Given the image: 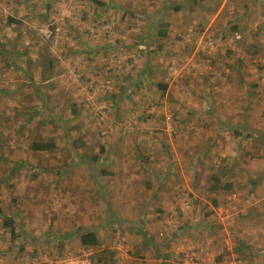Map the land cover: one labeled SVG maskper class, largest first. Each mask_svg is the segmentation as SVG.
Here are the masks:
<instances>
[{
  "label": "rangeland",
  "instance_id": "rangeland-1",
  "mask_svg": "<svg viewBox=\"0 0 264 264\" xmlns=\"http://www.w3.org/2000/svg\"><path fill=\"white\" fill-rule=\"evenodd\" d=\"M192 1L0 0V220L12 218L17 236L10 240L0 225V264H95L94 255L105 248L112 253L105 264H146L134 243L139 238L122 230L131 223L122 227L108 198H102L106 220H101L104 206L94 184L104 182L97 192L108 197V180L145 184L158 177L173 189L182 187L168 212L162 204L147 206L155 217L165 216L168 231L188 224L184 236L173 240L182 264L187 247L207 252L215 233L227 247L230 213L237 219L245 204H231L233 192L220 188L213 209L206 180L228 165L243 166L246 158L252 166L262 160L264 170V0H201V7ZM7 17L21 25L7 27ZM161 20L169 24L164 44L149 34ZM233 26L239 29L231 31ZM50 27L55 31L46 47L48 34L37 33ZM38 48L53 59L47 88L39 79L40 64L23 69ZM161 80L167 86L160 99L155 84ZM72 104L79 112L75 117L61 109ZM47 138L56 140L53 155L29 149L31 141ZM100 145L106 154L99 153ZM91 150L98 154L95 162ZM139 154L147 157L143 166ZM111 169L115 173L108 179L99 173ZM226 184L227 177L220 176L219 186ZM243 192L247 189H234L238 203ZM259 197L264 200V185L248 199ZM158 209L164 214H156ZM203 212H213L209 222L216 231L209 236L201 230L207 221ZM160 222L146 224L157 244L167 231ZM237 223L242 236L255 228L245 220ZM106 224L116 225L119 237L104 233ZM87 228L103 242L100 248L77 246L76 232ZM229 259L224 254L220 264Z\"/></svg>",
  "mask_w": 264,
  "mask_h": 264
},
{
  "label": "crops",
  "instance_id": "crops-1",
  "mask_svg": "<svg viewBox=\"0 0 264 264\" xmlns=\"http://www.w3.org/2000/svg\"><path fill=\"white\" fill-rule=\"evenodd\" d=\"M94 49L96 48H93V50ZM97 49L94 52H97ZM85 53H88V52H85ZM85 61H87L88 63L92 62V60L89 57H85ZM104 149L107 152V149L106 148ZM260 161L257 160L255 162L256 166L254 165L252 166L251 161H249V159L246 158L244 161L245 164H243V166L241 167H238L237 164H234V167L231 166L232 164L226 166L225 168L227 170L226 171V177H227L226 190H228L229 192H233V194L230 193L232 194L231 204H245V208H242V210L238 211L239 213L238 217L240 221L237 220L238 217L237 219H235L237 215L235 214V211L230 213L232 214L231 219L233 220V224H232V228H229L228 230L229 235L225 234L226 239H227L225 243L227 247H224V245L220 241L221 239L218 240V238L215 237L216 233L213 234V232L216 231L215 229L210 232V234L214 235L213 241L209 242L210 243L209 247L206 248V251L209 248L207 252L209 251L210 252L209 253L205 252V249L203 248L199 256L201 262L200 263L198 262V264H220V262L216 263L215 260L213 263L210 261H212V259L215 257L217 258L221 254V252H219L221 249L223 252H225L221 254L222 258H224V254H225L226 256H228V258H230L229 260H237L238 258L242 257L241 258L242 261L246 262L247 264H255V263L257 264V261H259L261 264H264V200L260 197L258 198V200H255L252 198L248 199V197L251 196L255 190L259 189L260 186L263 187L264 185V182H263L264 170L262 171L261 169H259ZM107 172L109 173V175L104 176V178L108 179L111 176H113V174L115 173V170L111 169ZM117 172L119 173L121 171L117 170ZM134 174L135 175L133 176V178L137 177L138 174L140 175L141 168H139L137 172H134ZM141 179L142 177H139L138 180H141ZM154 180L156 181L146 182L145 184H143V181H139V182L136 181V183L132 184L131 179L128 182H126L125 180H122L123 182H116L114 180H108L109 181L108 183L110 184V186L107 187L108 197L106 196V194L104 196L103 193L97 192V188L100 187V184H102L103 186L104 182H99V184L95 182L94 186H96L95 187L96 194L94 195L97 196L96 199H98L100 204L104 206V208H100L99 215L101 216V220L103 221L106 220L105 218L106 203L104 204V201L102 200V198H108L109 204L107 205H109L110 207H114V212L111 209L112 211L111 213L117 214V219L123 221L124 226L122 227H126L127 222L131 223V225H129L128 228L122 229V230L124 232L126 231L127 234H129L130 232L129 234L130 236H134L135 239L139 238V240L142 241V242L135 241L134 243L140 248L141 252H143L142 254L139 255V257H141V259L143 258V260L146 261V264H165V263L182 264L181 260L177 259L178 252L175 249V247L177 246L176 245L177 243L174 244L173 240L176 241L180 239V237H183L184 231L188 230L189 228H187L186 225L183 224L181 227H176V228H173V230L168 231L169 225L165 224V216L164 218L161 216L155 217V210L153 211V210L147 209L148 205L162 204L168 207V209L165 208V210L168 212L171 209V205L176 204V201H177L176 196L178 195L176 192L182 191L181 189L182 187L178 185L176 186V188L173 189V186L169 185L170 184L169 182H164L166 183L164 184L161 181L162 179L158 177L155 178ZM121 184H127V185L121 186ZM245 188L247 189V192L242 193L243 196L245 197L244 201L243 203L241 202L238 203L237 202L238 198H234L235 197L234 189L243 190ZM111 190H113V192H111ZM87 193L89 194V196L91 195V192L90 191L88 192V189L85 190V195ZM142 198H143V202L140 203V199ZM155 201H157V203H155ZM158 201H160V203ZM145 203L146 205L144 208L139 207L137 205V204L141 205ZM131 204H134L135 206L137 205L138 210H136L135 208L128 210ZM255 205H257V207ZM143 213H146L147 216L145 215L144 219H140L139 216ZM162 213H163L162 209L156 210V214L161 215ZM115 218L116 217H114V220ZM158 219L161 220V222L159 223L160 228L162 230L165 229L168 231V233L166 231L165 238L162 239L160 244H157V242L155 241L156 236L153 232V229H150L151 231L148 232L146 228V224H150L148 223V221L151 220V221L157 222ZM244 220L251 227L255 226L254 230H252V228H248V230L246 231L247 236L236 234L239 231V226H238L239 224L237 222L241 223V222H244ZM194 227H198V226H194ZM102 228L104 230V233L112 232L113 235H116L117 237H119L118 232L120 233V231H118L116 225H109V226L103 225ZM218 228L225 229L222 226H218ZM204 234L206 235L207 233L204 232ZM102 243L103 242L100 243L101 246H102ZM167 243L169 244L171 243L170 247L166 246ZM103 250H108V249L105 248ZM168 253H172L173 255H170V259L165 260L164 254H168ZM148 256H151L153 259L149 258ZM146 258L148 261L146 260ZM174 258L176 260H174Z\"/></svg>",
  "mask_w": 264,
  "mask_h": 264
},
{
  "label": "trees",
  "instance_id": "trees-1",
  "mask_svg": "<svg viewBox=\"0 0 264 264\" xmlns=\"http://www.w3.org/2000/svg\"><path fill=\"white\" fill-rule=\"evenodd\" d=\"M193 4H196L197 6L201 7L200 4H201V0H193L192 1ZM96 4L98 5H103V4H100V2H96ZM242 7H246L245 5H243ZM46 8H48V6L46 5ZM175 10H177V8H175ZM20 20L18 19H14L12 17H7L5 20H4V24L7 26V27H11V26H20ZM155 23V22H154ZM237 30L239 28H237V26H233L231 28V31H234V30ZM48 31V30H47ZM54 28L53 27H50L49 28V31H48V35L47 36H44V37H47L45 38L46 43L44 44L46 47H47V43H49L52 39H53V36H54ZM151 33L150 34V37L153 39H156V41L159 43V44H164L166 41H167V37L169 35V24L165 21H160V22H157L155 24V26H153V28L150 30ZM38 36L42 37L40 33H37ZM153 36V37H152ZM256 36V35H255ZM160 47V46H158ZM245 51H247V48L245 47L244 48ZM45 51L46 53V49L44 48H38V50H34V51H31V54L33 59L32 60H28L27 61V64L26 65H23V69H26V70H29V68L31 67V65L34 63L36 67H38V65L40 64V66L42 67L41 68V71L39 73V79L40 81H43L47 84L46 86H44L45 88L48 87V85H50L51 83H48L51 75H50V70L53 69V59L50 58V57H47L45 55V53L43 52ZM227 55L229 56V53H227ZM245 55V53H244ZM243 56H240L237 58V69L238 67H240L242 64H243V60L242 58L244 57ZM256 55V52L254 49H252V52H251V59L254 58V56ZM226 56V57H228ZM25 71V70H24ZM236 70H233V72H235ZM31 73V72H30ZM29 73V74H30ZM47 73V74H46ZM49 73V74H48ZM203 83L205 84V86L207 88H209L211 85L208 84L206 81L203 80ZM156 88L157 90L160 92V99L163 97L164 93H165V90H166V84L161 80L159 82H157L156 84ZM122 89L121 90H125V86L121 87ZM113 96H110V98L112 99ZM61 109L62 110H66L71 111V114H72V117L74 116H77L78 115V110L76 109V106L75 104H72L71 106H61ZM115 115V118L117 119V117L119 116L117 113L114 114ZM48 118H43V120H47ZM27 123V121H25L22 125H20L18 127V131L20 133H22L23 129L25 128V124ZM65 126V125H64ZM243 130V129H242ZM246 130V129H245ZM247 131V130H246ZM253 136V134L251 132H248V135H246V138H251ZM56 140L54 138H47V139H37V140H33L31 141L29 144H28V147L29 149L32 151V152H39L40 154H48V155H53L55 150H56ZM136 149H138L137 147H135ZM93 149V148H91ZM95 150V149H94ZM98 151L99 153H102V154H106V150L104 149V146L100 145L99 148H98ZM141 157H140V160H139V164L140 165H144L142 163L146 162V159L147 157L144 156L143 154H139ZM90 161H97L98 159V154L94 153L93 150L90 151ZM201 157L203 159L206 160L207 158V154L206 155H201ZM226 169L225 168H222L220 170V172L218 173H214V174H211L210 176H208V179L206 180V184H207V194H210V197H209V202L211 203V207L213 209L217 208L218 207V198H216V195L217 193L219 192L220 188L223 190V189H226L227 187V184L226 185H222L221 187L219 186L220 185V176H225L226 177ZM100 175L102 176H107L109 175V173L107 172V170H100L99 171ZM12 174V172H11ZM10 174V175H11ZM212 213L213 212H203V218L205 219L204 221H206V225L205 227H203L201 230L203 232H206L207 236H209L210 232L214 230V224L212 222H209L210 220V217L212 216ZM3 219L0 220V225L1 227L4 229V230H7L9 232V236H10V240L12 239H15L17 236H15V229H14V222H13V219L10 218V217H5L3 216L2 217ZM107 225V224H106ZM185 225V224H184ZM109 226V225H107ZM186 227L188 228V224H186ZM130 234V232H129ZM75 241L77 242V246L79 248H81L82 250H88V249H94V248H100V243L98 241V238H97V235L96 233L94 232L93 228H87L85 229V231H77L76 234H75ZM197 239V238H195ZM171 244V243H170ZM170 244L167 243L166 246L167 247H170ZM143 247V246H142ZM109 256V261H111V256H112V253L108 250H102L101 253L99 254H96L94 255V258H95V264H105L106 263V256ZM170 255H173L172 253H168V254H164V259L168 260L170 259ZM242 257L238 258L236 261H242L241 259ZM221 259H222V255L220 254L216 259V263H219L221 262ZM165 264H173V263H165Z\"/></svg>",
  "mask_w": 264,
  "mask_h": 264
},
{
  "label": "built area",
  "instance_id": "built-area-1",
  "mask_svg": "<svg viewBox=\"0 0 264 264\" xmlns=\"http://www.w3.org/2000/svg\"><path fill=\"white\" fill-rule=\"evenodd\" d=\"M39 33L42 34V35H46L48 33V31L46 30V31L43 32L42 30H39ZM170 119H171V116H167L165 118L166 130L170 129V125H171ZM186 249H187V252H184V255L182 257L186 264H193V260L195 261V259L199 260V258H200L199 256H200L201 250L195 251L193 249L191 250L189 247H187ZM224 264H247V263L243 262V261L228 260Z\"/></svg>",
  "mask_w": 264,
  "mask_h": 264
}]
</instances>
